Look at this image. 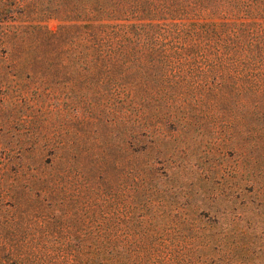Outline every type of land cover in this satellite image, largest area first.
Segmentation results:
<instances>
[{"label":"rangeland","instance_id":"374dc122","mask_svg":"<svg viewBox=\"0 0 264 264\" xmlns=\"http://www.w3.org/2000/svg\"><path fill=\"white\" fill-rule=\"evenodd\" d=\"M18 23L0 19V264H264V68L140 83L242 96L174 104L178 132L128 150L125 106L78 98L119 85L76 77L75 27L4 42ZM251 43L264 50V27ZM167 105L146 103V120Z\"/></svg>","mask_w":264,"mask_h":264},{"label":"trees","instance_id":"16d2710c","mask_svg":"<svg viewBox=\"0 0 264 264\" xmlns=\"http://www.w3.org/2000/svg\"><path fill=\"white\" fill-rule=\"evenodd\" d=\"M48 18L70 23L51 31L43 24ZM0 19L19 22L3 39L8 43L25 36L53 39L65 26L75 27L76 77L92 79L94 87L119 85L109 94L80 92L78 98L97 104L102 98L95 96L108 95L125 106L128 150L157 133L172 136L169 128L178 132L170 111L174 104L206 97L217 105L242 96L217 87L144 93L137 88L140 83L157 84L158 73H225L240 80L230 73L264 68V50L251 43L256 29L264 27V0H0ZM163 101L166 113L146 120L144 105ZM75 257L79 264L88 260L81 252Z\"/></svg>","mask_w":264,"mask_h":264}]
</instances>
